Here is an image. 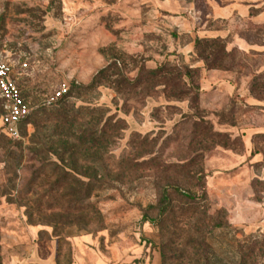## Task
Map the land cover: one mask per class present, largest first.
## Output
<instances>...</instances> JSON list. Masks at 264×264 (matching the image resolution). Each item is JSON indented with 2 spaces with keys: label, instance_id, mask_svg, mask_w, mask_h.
Instances as JSON below:
<instances>
[{
  "label": "rangeland",
  "instance_id": "374dc122",
  "mask_svg": "<svg viewBox=\"0 0 264 264\" xmlns=\"http://www.w3.org/2000/svg\"><path fill=\"white\" fill-rule=\"evenodd\" d=\"M206 3L0 0V264H264V4Z\"/></svg>",
  "mask_w": 264,
  "mask_h": 264
},
{
  "label": "built area",
  "instance_id": "2783aa9c",
  "mask_svg": "<svg viewBox=\"0 0 264 264\" xmlns=\"http://www.w3.org/2000/svg\"><path fill=\"white\" fill-rule=\"evenodd\" d=\"M11 72L8 62L0 58V99L3 107L0 116L1 128L8 137L17 138L31 108Z\"/></svg>",
  "mask_w": 264,
  "mask_h": 264
},
{
  "label": "crops",
  "instance_id": "0c3cea01",
  "mask_svg": "<svg viewBox=\"0 0 264 264\" xmlns=\"http://www.w3.org/2000/svg\"><path fill=\"white\" fill-rule=\"evenodd\" d=\"M206 4L211 13L218 17H230L232 15L247 16L252 8H257L259 3L264 4L262 0H206ZM257 20L261 21L264 17V9L256 12ZM21 257L6 256L3 264H25ZM73 264H85L80 258H77ZM99 264V263H97Z\"/></svg>",
  "mask_w": 264,
  "mask_h": 264
},
{
  "label": "trees",
  "instance_id": "16d2710c",
  "mask_svg": "<svg viewBox=\"0 0 264 264\" xmlns=\"http://www.w3.org/2000/svg\"><path fill=\"white\" fill-rule=\"evenodd\" d=\"M1 102H2V100H1ZM2 113H3V107H2ZM1 113V114H2ZM29 117V116H28ZM28 119V118H27ZM26 119V120H27ZM25 120V121H26ZM203 193H205V190H203ZM191 198H194V196H192V195H189ZM168 205H169V202H168V197H167V195H166V190L163 192V195H162V197H161V200H160V213H165L166 211H167V209H168Z\"/></svg>",
  "mask_w": 264,
  "mask_h": 264
}]
</instances>
